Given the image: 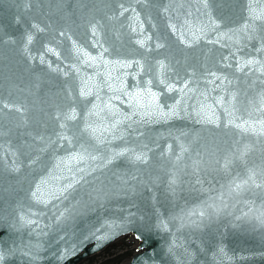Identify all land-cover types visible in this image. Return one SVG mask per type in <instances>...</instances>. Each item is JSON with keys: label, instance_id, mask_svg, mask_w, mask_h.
Wrapping results in <instances>:
<instances>
[{"label": "water", "instance_id": "95a60500", "mask_svg": "<svg viewBox=\"0 0 264 264\" xmlns=\"http://www.w3.org/2000/svg\"><path fill=\"white\" fill-rule=\"evenodd\" d=\"M128 235L264 264V0H0V264Z\"/></svg>", "mask_w": 264, "mask_h": 264}, {"label": "trees", "instance_id": "16d2710c", "mask_svg": "<svg viewBox=\"0 0 264 264\" xmlns=\"http://www.w3.org/2000/svg\"><path fill=\"white\" fill-rule=\"evenodd\" d=\"M127 237L121 238L118 242L113 243L106 248L100 255L102 259L98 264H123L135 253L134 243L127 241ZM82 264H96L94 257L89 258Z\"/></svg>", "mask_w": 264, "mask_h": 264}, {"label": "rangeland", "instance_id": "374dc122", "mask_svg": "<svg viewBox=\"0 0 264 264\" xmlns=\"http://www.w3.org/2000/svg\"><path fill=\"white\" fill-rule=\"evenodd\" d=\"M120 240V239H119ZM119 240H117L116 242H118ZM127 241H132L134 243L133 247L136 248L137 246V241L130 235L127 236ZM101 253L97 254L94 256V261H96V264H98L100 262V260L102 259V255H100ZM128 261V260H127ZM126 261V262H127Z\"/></svg>", "mask_w": 264, "mask_h": 264}, {"label": "snow or ice", "instance_id": "6c2138e0", "mask_svg": "<svg viewBox=\"0 0 264 264\" xmlns=\"http://www.w3.org/2000/svg\"><path fill=\"white\" fill-rule=\"evenodd\" d=\"M117 234H118L117 232L113 231V232H111L108 236L104 237L103 239H104V240L111 239V238H113V237H114L115 235H117ZM2 259H3V257L0 256V261H2Z\"/></svg>", "mask_w": 264, "mask_h": 264}]
</instances>
